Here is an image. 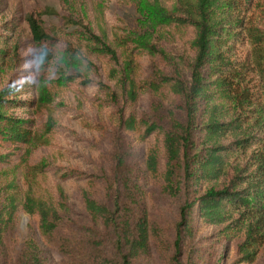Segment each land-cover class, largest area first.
<instances>
[{
  "label": "trees",
  "instance_id": "1",
  "mask_svg": "<svg viewBox=\"0 0 264 264\" xmlns=\"http://www.w3.org/2000/svg\"><path fill=\"white\" fill-rule=\"evenodd\" d=\"M241 5L240 0H178L170 10L155 6L142 19L141 32L130 33L121 43L130 48V56L122 61L111 43L83 27L92 51L109 63L107 78L112 85L98 82L97 92L117 108L118 129L136 140L160 135V146L146 153L145 170L161 178L164 193L187 195L176 223L172 255L176 264H181L183 235L193 236L194 206L204 222L226 224V231L242 233L239 262H253L264 244V36L247 27L249 48L243 47V35L236 29L243 20L234 14ZM25 19L37 55L46 53L42 68L46 74L52 69L53 75L37 81L42 87H34L36 97L30 100L19 97L24 92L19 84L0 87V170L24 162L30 154L37 127L34 113L52 101L48 83L67 85L80 78L81 68L91 66L74 48L65 49L66 57L55 62L50 35L33 14ZM156 26L165 28L162 40L171 49L158 42ZM135 52L151 60L143 80L137 76ZM143 91L154 96L144 118L137 110ZM55 124L48 115L44 131L50 132ZM229 133L234 139L226 141ZM132 155V144L116 136L103 200L87 190L82 193L95 233L83 241L70 235L56 240L68 257L65 264H131L133 257L148 250L149 216L129 162ZM237 156L242 162L228 172L231 158ZM45 168L43 164L40 170ZM8 189L0 204V238L21 209L37 217L44 240L52 239L63 218L62 188L58 186L57 201L36 195L31 184L21 188L16 180ZM29 249L39 262L38 245L30 242Z\"/></svg>",
  "mask_w": 264,
  "mask_h": 264
},
{
  "label": "rangeland",
  "instance_id": "2",
  "mask_svg": "<svg viewBox=\"0 0 264 264\" xmlns=\"http://www.w3.org/2000/svg\"><path fill=\"white\" fill-rule=\"evenodd\" d=\"M177 2L178 0H0V87L15 84L19 78L39 81L53 75L52 69L46 74L43 68L38 70L35 66H24L38 52L25 19L28 14H33L50 35L56 48L55 62L58 58L66 57L63 54L65 49L74 48L91 63L89 68H81L79 79L67 85H57L54 82L46 84L52 101L43 110L34 113L37 127L30 154L24 162L0 170V204L9 193L8 183L11 180H16L21 188L31 184L36 195L52 201L59 199L60 186L66 196L63 200L62 223L52 239L44 240L39 235L37 217L20 209L11 226L0 238V264L67 263L68 257L56 240L60 235L74 236L82 241L89 237L92 221L84 208L82 193L87 190L96 199L103 200L105 179L111 172L115 138L121 135L133 146L129 162L135 168L141 185V199L147 208L151 229L148 250L133 257L131 264H176L172 258L176 223L179 220V207L187 195L180 193L170 196L164 193L161 178L145 170L146 153L152 146H160V135L154 134L143 140H136L122 133L116 122L117 108L104 102L97 88H92L96 81L107 85L112 83L107 78V59L92 51L84 38L83 27L111 43L122 61L126 55L130 56V48L121 43L128 40L130 33L141 32L144 16L150 15L155 6L170 10ZM218 2L220 6L224 5L223 2ZM240 2L242 5L234 14L242 18L243 26L236 29L239 35H243V47L249 48L247 27L257 29V33L264 36V0ZM154 32L155 35H161L158 42L171 49L170 44L162 40L165 28L156 26ZM133 58L138 65V79L143 80L150 72L151 60L142 52H135ZM84 78L91 82L81 84L79 81ZM23 90L19 96L22 99L36 97L34 87L29 84L26 83ZM153 99L150 92L141 93L137 107L139 117L147 116ZM48 115L52 116L56 124L50 132H45ZM233 139V134L226 135V141ZM238 157L231 158L228 172L232 170L233 164L242 162V157ZM160 161L162 165L161 152ZM43 164L44 168L47 166L40 170ZM189 197L192 199L194 196ZM192 216L193 236L182 237L181 264H264V244L253 262H239L237 247L242 240V233L227 230V234L224 228L226 224L204 222L195 206L192 208ZM30 242L36 243L41 251L39 262L33 260Z\"/></svg>",
  "mask_w": 264,
  "mask_h": 264
},
{
  "label": "clouds",
  "instance_id": "3",
  "mask_svg": "<svg viewBox=\"0 0 264 264\" xmlns=\"http://www.w3.org/2000/svg\"><path fill=\"white\" fill-rule=\"evenodd\" d=\"M46 58V53L43 51H40L38 55H36L32 61H28L25 63V67H32L35 66L38 70L42 68ZM15 84H19L21 87H24V85L27 83L32 87H42L36 80L34 79H24L19 78L15 82ZM92 88H98V82L96 81Z\"/></svg>",
  "mask_w": 264,
  "mask_h": 264
}]
</instances>
